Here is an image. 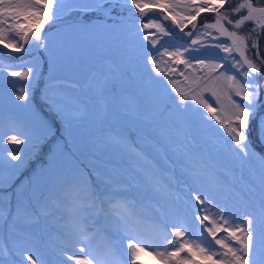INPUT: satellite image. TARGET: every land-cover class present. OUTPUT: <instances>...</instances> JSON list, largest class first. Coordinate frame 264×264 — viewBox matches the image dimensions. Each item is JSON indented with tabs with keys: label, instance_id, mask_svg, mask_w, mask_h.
<instances>
[{
	"label": "snow or ice",
	"instance_id": "obj_1",
	"mask_svg": "<svg viewBox=\"0 0 264 264\" xmlns=\"http://www.w3.org/2000/svg\"><path fill=\"white\" fill-rule=\"evenodd\" d=\"M106 3L112 8L106 9ZM117 5L137 10L141 21L152 11L149 3L143 0H0V44L15 52L34 48L50 52L53 61H71L77 54L74 43L46 34L44 25L51 26L65 19L64 33L72 36L84 30L77 24L91 23L98 14L107 12L111 18ZM156 7L162 11L141 24L143 32L137 29L135 33L142 35L152 47L146 59L150 66L149 76L140 82L148 96L146 103L141 105L134 100L122 103L112 89L117 79L123 81V74L117 78L101 73L89 86L88 104L63 92H58L55 97L43 96L42 102L55 118L49 122L31 107L30 91L40 65L27 66L24 71H9L10 77L24 82L16 90L15 99L24 102L22 106L30 113L33 130L39 134L43 129L52 135L60 131L63 135L65 130L92 115L94 109L97 116H110L118 127V131L109 137V146H125L124 129L131 118L134 122L152 125L151 131L156 136L153 146L160 150L173 143V133L183 135L187 140L195 130L196 117L199 116L202 120L215 121L229 143L234 145V150L245 157H259L264 161V113L260 112L264 107L260 97L264 91V80L261 79L264 53L260 51V39L264 37V0H188L182 5L183 12L177 11L181 5L174 3H159ZM165 12L171 13L173 28L182 34L184 40L177 45L176 51H169L163 42L165 36H176V32L163 23L169 19ZM73 13L80 15V21H72ZM205 14L213 15L212 22L204 20ZM85 17L90 19L84 21ZM188 24L191 28L186 30ZM248 24L252 27L243 31ZM212 29L219 33V37L210 32ZM209 48L218 52H208ZM181 65L183 68L179 67ZM0 68H3L2 64ZM230 70L232 74H228ZM177 76L183 78L187 91L177 87ZM221 79L229 93L227 115H222V109L217 107L219 97L215 85ZM154 83L166 85L165 92L156 91ZM205 93H210V97ZM173 99L175 104H170ZM56 121L60 124L59 129ZM4 143L0 137V166L8 163L13 169L19 168L20 163L11 164L5 160ZM6 143L30 144L32 150H41L39 143H32L23 133L10 135ZM29 154L20 148L8 149L11 161L22 163ZM202 177L219 184L207 164L192 171L193 183H200ZM54 190L55 185L50 191ZM152 191V197L146 203H140L129 198V186L118 173L92 172L86 178L84 173L73 170L63 181L58 198L44 197L38 214L33 212L22 194L18 196L15 208L10 206L5 211L3 194H0V222L8 224L16 234L24 235L25 227L38 224L41 217L51 214L49 203L63 207V223L58 224L66 238V247L60 253L61 264H138V253L146 249L164 264H264V183L258 199L255 198V189L248 190L254 206L240 219L226 204L220 205L204 187L191 189L194 220L190 219L188 209L166 207V201H157L155 214L148 215L141 210H146L162 190L156 186ZM175 199L178 202L181 197L177 195ZM194 222H198L201 230L199 242H190L194 238L189 225ZM145 231L151 234V240L145 237ZM205 232L207 236L203 235ZM94 240L102 242V252L92 248ZM121 240H127L124 258L117 253ZM21 264L43 262L29 252Z\"/></svg>",
	"mask_w": 264,
	"mask_h": 264
},
{
	"label": "rangeland",
	"instance_id": "obj_2",
	"mask_svg": "<svg viewBox=\"0 0 264 264\" xmlns=\"http://www.w3.org/2000/svg\"><path fill=\"white\" fill-rule=\"evenodd\" d=\"M164 2L181 5L180 8H177V11L183 12L185 10L182 8V5L188 2V0H145V3H149V5L153 7H156L157 4ZM74 14L75 13H73L72 15ZM128 24L129 23L126 22L109 23L102 20H94L91 23L82 22L79 23L77 27L83 28L84 30L72 36H67L64 33L65 28L62 30H55L50 34L58 37H63L64 39L70 40L74 43L77 54L73 60L68 61L65 59H58L56 61H53L50 52L39 51L38 54L33 55V53H30L28 55L20 57L22 58V60L16 57V59L14 60L17 61L9 64L11 65V68H0V109L3 111L5 110L7 115L13 117V119L5 118L3 120L2 125L4 129L2 130V134L0 130V137H2V139L4 140V135L6 132L8 133V136L14 135L13 132L23 133L30 138L32 143H39L41 146V150H32L30 147L28 150L30 154L22 163L18 161H10L11 164L20 163L21 166L19 168L13 169L9 167L8 163H4L2 166H0V180H2V184L7 183L8 186L7 188H1L2 190L10 191L9 195L16 193V195L19 196L22 194L23 198L26 201H31L34 204H38L45 195V188L50 184H52L53 186L56 180V183L58 184L57 190L48 193L47 196L49 197V199H51V197H54L55 199L58 198L59 189L62 187L63 181L67 179V176L71 171L77 170L74 165L77 164L78 161L74 160V162L71 164L67 162L65 158H67V156H71L72 150L74 151V153L81 152L80 150L74 149L72 146L67 147L64 145L68 142L75 146L79 144L80 146L87 148L90 154H93L98 158L102 157L105 154L112 155L114 159L113 162L108 163L109 167L100 165L98 162H96V159H93L90 155V157H88L94 163L98 172H111L114 174L118 173L127 182L128 185L130 184V182H133L134 190L136 192H138L139 190V176L146 175L149 177L148 181L145 184L141 183L140 188H144L145 193H150L152 192L154 187L159 186L162 190L161 192L163 193V195H166L164 194L166 190V178L160 175H156L154 174V172L162 173L164 171H167L170 174L175 175L177 178L181 179V182L185 184L186 179L189 178L187 171L189 163L187 161L189 159H192V155L190 153L193 152L195 147L190 146V150H186V140L184 139L183 135H180L179 138L171 135V140L173 141V143L167 148H164L167 150L170 160H172L171 166L170 163H168L165 159V153L163 149L158 150V146H153V141L156 136L155 133L151 131L152 125L150 124L134 122L131 118H129V128L124 129V135L126 137V140L137 143L136 147L131 150L126 144L125 146L120 148H113L109 146V137L114 132L118 131V127L115 123L112 122V120L110 121L109 119H107V117L97 116L94 109L92 115L88 116L78 125L65 130L63 132V135H61L60 131H56V134L52 135L51 132H45L43 129L39 130V134H37V132L33 130L34 124L30 118L29 111L22 106L24 102L17 101L15 99L16 90L20 88L24 82L10 77L8 75V72L13 70L24 71L26 70L27 66H34L36 64L40 65V72L32 82L30 95L33 99L31 102V107L34 108L35 111L45 121L51 122L54 121L55 118L51 115V113L48 112L47 105L42 102V97H55L58 92H63L65 94L76 97L79 92H82V94L89 96L90 88L81 90L71 89L70 84H63V82H67L64 77L66 76L69 78V80L73 79L77 81V79L80 78H76L75 76L89 75L90 77L95 68L96 76L100 73H110V75L114 77H119L121 74H123L124 77L126 74H130L131 80L126 82V84L128 85H126L125 87L133 86V88L137 89V91H142V93L139 94L143 96L144 99H147L148 96L145 94L140 82L149 76L148 68L150 66L146 64V59L147 55L151 54L152 47L147 41L143 39L142 35H135L137 29H139L141 32L144 31L140 27L141 24L135 27H131ZM164 25L168 29L172 30L168 25ZM169 41L172 44H169ZM163 42L168 47L169 51H176L177 45L183 43L179 39L171 41V38H169L168 36L163 37ZM207 51L218 52L217 49L212 48H209ZM219 55L222 56L224 54L219 53ZM8 59L9 58H3V60L5 61H10ZM15 65L17 66L13 67ZM123 65L126 66L125 71L124 73L118 75ZM161 66L163 67V65ZM179 67L183 68V65ZM199 74L200 73L198 72L197 75ZM228 74H232L231 70ZM175 78L177 80V87H179L182 91H187V87L185 82L183 81V78L179 76ZM88 79L89 78H87V80L81 79L78 81L80 84H83L84 82H87ZM54 81L55 83H52ZM117 81L120 80L117 79ZM162 85L164 84L154 83V88L155 90H158L161 86L159 92L163 94L165 92L166 85ZM215 91L216 95L219 97V105H217V107L219 109H222V115H227L229 109V93L227 86L222 79L216 82ZM124 92L125 91L117 95L118 100H120L122 103L127 102L128 100H134L133 96H136L134 92H130V94ZM82 94H79L80 97H82ZM204 95L206 97H210L211 94L205 93ZM146 101L147 100H143V102L145 103ZM82 102L84 104H88V102L85 100H82ZM169 103L175 104V100H170ZM188 103L191 102L189 101ZM14 120H17L19 123H21L22 128H25L26 130L22 131L21 129H19V125L13 123ZM164 123L166 124L167 121H164ZM55 125L56 128L59 129L60 124L58 121L55 122ZM194 127L195 130L189 137H194V139H192L195 142L196 146L204 145L207 151V154L204 155L205 160H207L211 164H215L217 162V156L214 151L216 148H218V146L222 145L225 147V150L227 151L226 153H229L231 156H233L236 151L234 150V145L229 143V139L227 138L223 130L221 137L219 138V140H217L219 137V133L212 129L210 120H202L199 116H197ZM44 133H49L48 137L44 138ZM209 136L210 138H213V140L208 139ZM91 137H94L95 139H90ZM61 138H63V141H61ZM47 146L48 149H51L53 151L50 152V157L47 160L45 168L39 170L37 175L31 176L27 179H23L19 184L22 173L29 168V166L32 164V161H35L43 156ZM3 148V153H5V150L7 149L5 144H3ZM108 149L110 151H107ZM132 154H136V163L137 165L142 167V169L136 170L138 171V173L136 176H134V181H131L129 177L125 179L124 175L128 174V169L126 168V166H122V164L125 162L124 160H127L129 157H131ZM225 157L226 155L223 156V158ZM147 159L150 163L147 162ZM257 164L258 167L264 170V162H258ZM232 178L233 177L231 176L229 180H232ZM251 178L253 180V176H251ZM201 187L207 189L208 187H210V183L198 185V190ZM230 193H233V191H228V193L223 192L221 194L220 204L224 205L225 201V204H234L235 213L233 215L240 219L242 218L243 213L251 210L246 207V204L252 203H250L249 201L245 203V197H239L236 193H233V195H229ZM186 196L191 198L192 195ZM182 202V204H184V206L188 209L189 217H193L194 220V213L191 211L192 201L185 198ZM7 203L9 204V201ZM167 203L170 204V201H167ZM35 210L38 212L36 208ZM194 225L197 229L198 234H195L194 237L197 238H195L193 242H199L198 237H200L201 235V230L198 222H194ZM203 235L207 236V233L205 232L203 233ZM147 238L149 240L152 239L150 233L147 234ZM92 248L96 252H100V250L102 249V242H96V240L92 241ZM149 252L150 249H146L144 252L138 253V264H142L143 262L147 264H164L163 261H161L154 254H149ZM194 259L198 260L199 257H194Z\"/></svg>",
	"mask_w": 264,
	"mask_h": 264
},
{
	"label": "trees",
	"instance_id": "obj_3",
	"mask_svg": "<svg viewBox=\"0 0 264 264\" xmlns=\"http://www.w3.org/2000/svg\"><path fill=\"white\" fill-rule=\"evenodd\" d=\"M204 20H207L209 22H212L213 17L212 16H204ZM200 23H203V20L200 21ZM169 27L171 28V26L169 25ZM252 27V25H249L245 28L244 31H247L248 28ZM191 25L189 24V26L187 27L186 30L190 29ZM201 31L203 29H200ZM210 32H212L215 36L219 37V33L216 32L215 29L210 30ZM221 39H226V38H221ZM260 50L261 53H264V37H262V39L260 40ZM126 76L128 78L131 77L130 74H126ZM264 78V75L261 76V79ZM65 80H67V82H64L66 85L67 84H71V89H83V86H81V84L79 83V81L74 80H68L67 77H64ZM74 86V87H73ZM161 87V86H160ZM112 91L114 93H117V91L114 90V88L112 89ZM80 93V92H79ZM78 93V94H79ZM262 95V91L260 94V97ZM222 99V98H221ZM261 113H264V107H262V109L260 110ZM3 120L0 119V128L3 130ZM18 123L20 129L22 131H25V128H22V124L19 123L17 120L14 121V123ZM210 124L212 125V129H214V131L219 133V137L217 140H219V138L222 135V129L219 128L218 125L215 124V121H211L210 120ZM1 130V134L3 133V131ZM14 134H17V132H13ZM48 135V133H44V138ZM172 135L177 136L175 133H173ZM5 139V145H6V150L5 153H3L5 160L7 161H11L10 156L8 155V149H16V148H20L22 151L28 152L29 148L31 147V145H9L6 143L7 139H8V133L6 132L4 135ZM208 139L213 140V138H210V136L208 137ZM215 140V141H217ZM212 141V142H215ZM74 149L76 150H80L81 152H85V153H81L84 157H79L81 158L84 163H91L92 165H94V163L90 160V158L88 157L89 155V151L87 150V148L80 146L79 144H77V146L73 145L72 146ZM82 147V148H81ZM194 150L195 154L194 157H201L207 154L206 148L204 147V145L202 146H197L194 144ZM224 150V151H223ZM216 153L217 156V162L215 164H212V166L210 167L211 172L213 173L215 179H217L219 181V184H212L213 188H216L215 190V194L217 197H220L222 194V191H226V193H228V191H233V193L237 194V196L239 197H245L246 198V202H250L252 204H246V207L248 208H252L253 205V201L251 199H249L248 196V190L249 189H255V198L258 199V197L260 196V192H261V187H262V183H264V176L259 175L258 171H257V167H258V159L257 157H245L242 153H239L238 151H235V153L233 154V156H231L229 153H226L227 151L225 150V147L222 146H218V148L215 149L214 151ZM226 155L225 158H223V156ZM36 156V155H35ZM19 162V161H18ZM190 163V161L188 162ZM95 166V165H94ZM252 170H251V168ZM194 168L190 169L188 171V177L191 175L192 171ZM252 171V173H251ZM231 176L233 177L232 180H229L231 178ZM251 176H253V180L251 178ZM207 180L206 178L203 177V181ZM185 184L181 183L179 187H177L178 190L182 189L184 187ZM178 185H175V187ZM7 183L2 184L1 188H7ZM178 190H176V188H172L168 191V194L172 196V199L174 202H176V196L178 195ZM233 193H230L229 195H233ZM2 194V193H0ZM10 197V196H9ZM9 197H6L3 194V209L5 211H7L9 209V207L11 206L12 208H15V203L14 200L10 197V201H12V203L8 204L7 202L9 201ZM184 197L186 198V194H184ZM215 200L217 201V198L214 196ZM225 205V203H224ZM232 211V213H235V207L234 204L233 205H229L226 204ZM174 207H180L178 204H174ZM186 208V207H185ZM11 222V221H10ZM9 222V223H10ZM44 228V225L42 226ZM191 230L195 229V225H193V223H190L189 225ZM2 229H6L7 231H4ZM0 230L4 231L3 235L7 236L9 234V231L16 234L15 232L11 231L8 227V224L0 222ZM18 235V234H17ZM23 238H27V235L24 233L23 235H20ZM1 239V238H0ZM194 239L191 241L193 242Z\"/></svg>",
	"mask_w": 264,
	"mask_h": 264
},
{
	"label": "water",
	"instance_id": "obj_4",
	"mask_svg": "<svg viewBox=\"0 0 264 264\" xmlns=\"http://www.w3.org/2000/svg\"><path fill=\"white\" fill-rule=\"evenodd\" d=\"M155 9L154 8H152V11L151 12H149L148 13V15H149V18H152L153 16H156V15H154V14H152V12L154 11ZM101 15H104V16H106L107 14H106V12L105 13H102ZM165 15H167V16H169L168 14H165ZM212 15V14H211ZM111 18H113V19H115V18H117V19H123V18H127V19H130V17H116V15H112L111 16ZM77 19H75V20H73V22L74 21H76ZM135 20L136 21H139L137 18H135ZM164 22H169L171 25H172V27H173V21H172V19H171V16H169V19L167 20V21H164ZM62 24H52L51 26H57V27H59V26H61ZM45 26H50L49 24H45L44 25V27ZM176 30V29H175ZM177 32H178V30H176ZM179 33V32H178ZM180 34V33H179ZM181 36H182V34H180ZM35 52H37L36 50H35ZM26 53H30L29 52V50L28 51H21V52H15V51H9V50H7V49H4V48H2V49H0V54H3V55H6V56H17V55H22V54H26ZM263 100H264V98H263Z\"/></svg>",
	"mask_w": 264,
	"mask_h": 264
}]
</instances>
